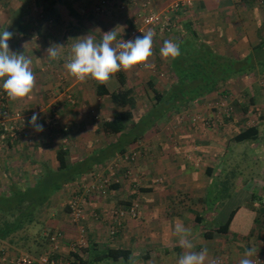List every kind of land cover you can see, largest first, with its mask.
<instances>
[{
  "label": "crops",
  "instance_id": "crops-1",
  "mask_svg": "<svg viewBox=\"0 0 264 264\" xmlns=\"http://www.w3.org/2000/svg\"><path fill=\"white\" fill-rule=\"evenodd\" d=\"M113 1L121 11L128 8V14L123 22L131 29L125 34L123 38L125 39L137 26L136 13L145 0ZM149 1L154 10L165 14L175 0ZM37 2V0H0V32L5 29L14 32L13 38L8 41L10 50L17 54L23 53L32 60L31 67L36 81L33 91L28 96L18 99L9 98V106L11 110L20 112H31L43 106L47 118L52 117L53 107L56 118L52 119L51 128L43 122H38L43 125L42 132H37L34 126H28L13 144L0 141V195L4 196L13 194L11 188L23 191L35 186L47 172L57 171L59 149L63 150L66 163L72 167L83 162L85 158L94 156L106 146H111L118 137L104 132L101 123L84 116L88 103L93 102L92 97L88 95L89 82H81L70 76L64 67L71 55L72 45L84 39L81 32L89 33V37L97 43L101 41L103 34H99L98 26L102 24H97V21L91 22L89 18L98 14L93 10L95 5L90 8H34ZM121 5H124V8H120ZM106 9L108 16L103 17L104 27L114 28L119 21L117 18L110 19V16L116 13L110 11L112 8ZM40 11L46 14L45 18L41 19L44 14L38 15ZM168 15L170 29L153 31L155 35L152 47L154 59H152L155 63L170 61L175 76L177 72L173 62L176 58L165 59L161 56L160 49L165 41H173L179 44L181 51L190 31L196 33L198 43L225 59L239 61L250 55L255 61L259 60L256 53L264 50L260 47L264 43V0H191V5ZM53 45H62L61 58L58 60H51L48 57L46 50ZM149 59L147 65L150 64ZM152 66L150 64L148 67L152 75L157 76L158 70ZM258 66L256 64V67ZM127 71L129 70H121L122 75L127 77ZM240 75L243 74L232 76ZM148 77L156 90L163 93L154 84L153 76L148 75ZM132 80L138 84L137 87L142 86L143 81L139 74ZM93 82L97 83L95 80ZM175 83L165 89L166 92L176 85ZM104 85L110 92L121 87L114 74ZM93 92L97 97L104 96L96 93V85ZM67 95H71L74 101L80 99L79 104L71 103ZM190 105L192 103L183 104L178 109H185ZM139 117L133 116L132 121H137ZM104 118L106 120L112 117ZM200 121L199 118L189 116L159 118L154 124H172L176 127V133L169 130L168 133L160 131L157 133L151 127L136 141L128 143L121 153L116 152L113 157L106 158L98 164L94 163L84 170L80 169L71 181L61 183L55 193L42 203L40 208L45 211L44 216L42 217V211L35 213L36 218L41 220V226L37 230L27 231L26 234L15 230L6 237L0 235V264H7L19 254L36 257L44 250L46 238L41 246L35 245L33 240L43 230L46 232L47 229L54 227L64 233V242L59 255L71 257L68 250L69 243L77 233L74 228H68L66 222L60 221L62 215L66 220V214L69 216L66 211L59 212L62 208L58 209L56 220L55 217L51 218V215H55L52 211L55 207L51 206L57 204V196L64 192V187L80 188L83 180L87 183L94 178L91 174L98 167L102 168L105 163V169L110 171L109 174L115 173L116 168H110V165L116 167L117 157L120 155L130 157L134 153L132 151H136L138 155L136 165L131 166L128 157L122 165L128 169L127 172L131 171L132 177L134 175L132 180L140 183L138 192L135 190L131 192L128 188L129 184L116 180L117 182L110 184L109 191L105 190L107 197L96 194L90 202L84 203L85 210L92 214L90 222L88 223V219L86 221L88 225L85 227L89 240L93 238L89 243L92 247L90 251L95 252L92 256L107 247H112L129 250V257L126 261L119 260V262L95 259V264L120 262L121 264H177L179 256L185 251L180 248L179 239L174 234V226L177 222H182L191 230L189 239L195 244L194 251L199 252L204 248L208 250L205 264L213 261L215 264H239L245 252L250 249L254 250L251 259L256 256L264 257V195L259 200L257 196L259 193L264 194V177L258 175L256 177L254 174H246L242 177L240 176L242 171H239V176H233L228 180L234 181L233 187H228L227 192H221L222 185L227 181L225 174L236 168L228 165L229 158L240 154L233 155L230 141L223 142L221 139L226 135L225 120L219 119L216 120L217 122L213 120L217 126L216 133L211 131L209 124L208 128L204 129ZM132 123H127L126 130ZM233 123L235 124L236 120ZM252 126L257 127L259 138L242 141L250 146L246 151L249 155L256 150L258 142H260L258 147L264 152V135L261 133L259 121L243 127ZM243 127L235 132L231 139L244 129ZM97 139L103 141L102 146L93 150L85 149L88 145L93 146V141ZM138 143L139 145H136ZM252 155L256 166L255 172L263 173L264 159L258 166L257 157L255 154ZM113 161L115 163L111 164ZM116 174H120V171H116ZM213 188L218 192L211 193ZM116 193L120 195L116 196ZM78 194L81 195L83 192L77 191L72 197H77ZM127 195L128 197H125ZM132 203L138 204L141 211L139 217L123 218L116 235L109 236L108 224L111 220L109 211L112 208L130 206ZM93 213L96 214V218L93 217ZM227 221L226 230L220 228ZM41 237L43 238L44 235ZM26 238H29V242ZM29 244L31 247L27 246ZM88 250L89 248L81 252L86 254ZM217 258L223 260L216 262Z\"/></svg>",
  "mask_w": 264,
  "mask_h": 264
},
{
  "label": "rangeland",
  "instance_id": "rangeland-1",
  "mask_svg": "<svg viewBox=\"0 0 264 264\" xmlns=\"http://www.w3.org/2000/svg\"><path fill=\"white\" fill-rule=\"evenodd\" d=\"M37 1L38 2L35 3L36 6L34 8H90L93 6V4L97 5L101 0H53L52 2L50 0H41V1L37 0ZM96 2L97 4H95ZM113 2H114L113 0H106V4L103 6L105 10L102 13H98L96 15L90 16L89 18L91 22L97 21V24H102L98 26L99 34H103L104 32L114 29L118 33L117 40L114 41V44H116L119 43L126 36L125 34H127V32L131 28H127L123 22L125 21L126 15L128 14V10H127L128 8L125 11H121L118 8L117 3L113 4ZM106 8H112L110 11L111 12L114 11V13H116L110 16V19L111 17L113 19L117 18V20L119 21L117 22L118 24L114 28H108L110 26L104 27L105 23L103 22L104 19L103 17L106 18L108 16L107 14L108 9ZM41 14H44V16L42 15L43 16L42 18L40 17L41 19L46 17V14L44 12L42 11L38 12V15ZM81 36L85 38V36H89V33L83 31L81 32ZM152 58L153 56L151 57V59H149V63L153 65L152 68L154 69L156 68L158 70L157 76L152 75L151 69L148 67L150 64H148V66H145L144 64H140V66L136 65L132 69L126 72L127 77L124 75L125 76L124 78L126 80L125 82L126 86L132 90V96L135 98V102H134L135 104L131 108L134 117H138L143 114L149 113V111H151L155 106L154 105L155 97L153 92L155 86L153 85L154 87H151V85L147 83L149 81L148 75L153 76L154 84L163 93L166 92L165 89H168L169 86H171L178 80V77L175 76V73H173L174 71L171 68V64H169L170 61L167 62V60H163L162 62L155 63V61L153 60L154 58L153 59ZM263 69L264 68L260 66L254 67L247 74L234 76V77L232 76L231 78L225 80V82L219 81L213 91L205 92L201 97H199L198 99H194L191 102H189L188 100H181L179 102L174 101L171 104L167 106L164 105L162 107L163 108L161 111L162 115L160 116V118L170 119V118H179L183 116H189L191 118H199L201 120L200 122L203 123V125L202 124L200 125L204 129H206L208 128V124H209L210 125L209 128L211 129V131H213V133H216L215 131L217 128L215 124V122H217L216 120L220 119V120H225L227 122V124L224 126L226 135L224 138L221 137V139L223 142L230 141L231 144L230 146L231 148H233L231 150L233 155L235 153L240 155L237 157L230 156L229 158L230 162H228L229 163L228 165L230 167L236 166V168L225 174V176H227V181L225 185H222L223 187L221 188V192H227L228 187H233L232 185L234 181L232 180L228 181V180L233 176L234 177L239 176V171H242V173L240 174V176L242 177L245 176L246 174H251V175L254 174L256 177L257 175L259 177H264V172L259 174H257L258 172H255L256 169V166L254 164L255 162L253 157H251L252 153H254L255 156L257 157V165L258 166L261 165L260 162L261 160L264 159V152L263 150H261V148L258 147L260 146V142H258L259 144L257 145L256 150H254L251 153V155H249L248 153H246V151H248L250 146L246 145V142L235 143L233 139H231L233 134L237 132L242 127V125L244 126L256 121H259L261 133L264 135V70ZM119 73H121V71L114 74L118 82H119L118 80ZM137 74L140 75V79L141 81H143L141 84L142 86L139 85L138 87H137L138 84L134 83V81L132 80V78ZM158 75L159 76L162 75V76L158 77ZM93 80L94 79L91 78L85 80L86 82H89L87 88L88 91L90 92L88 93V95L92 97V101H93L92 103H88L89 104L87 106L88 108L86 109V113L84 114L86 118L90 117V119H92L94 122L101 123L102 120L105 119L104 117L109 116V118L111 117L114 118L115 115L120 110L128 108V107L122 108L115 105L114 103H112L109 96L107 95L101 97L95 96L93 89L97 83L95 84ZM184 91L187 92L185 95V98H187L189 95L188 94L189 89L188 90L184 89ZM79 100H77L78 101L77 102L75 99L74 103L78 105ZM191 103L192 105L186 107L185 109H181V110L178 109L180 104H191ZM100 107L102 108L101 110ZM243 108H246V112L243 111L244 110ZM103 110H105L106 112L104 113ZM213 120L215 122H213ZM234 120H236L235 124L233 123ZM238 123L240 125H238ZM100 126L102 127L101 124ZM152 129L156 130L157 133H159V131L163 133L164 132L168 133V130L173 131L175 133L177 131L176 127L173 126L172 124H160V125L154 124L152 126ZM113 135L114 134H112V136ZM173 137L176 139V136L173 135ZM102 144L103 141L97 139L96 141H93V146L88 145L87 148L85 147V149L90 150L92 148L91 150H93L95 148H98L99 146H102ZM136 145H139V143ZM132 152L134 153L130 157L129 156L128 157L130 158L131 166H134V164L136 165L138 161L137 158L138 155L136 151H132ZM254 154L252 156H254ZM117 159H118V161H116L117 165L114 168H116L115 169L116 171H120V174H116V171L115 173H111L112 175L109 174L110 171L105 169L106 166L105 163L102 168L98 167L97 170L91 174V177L94 176V178L90 179L87 183L83 180L80 188L64 187V192L62 194L59 193L60 196H57V200H58L57 204L51 206V207H55V209L52 210L55 215L52 216L50 214L51 218L55 217V220L57 219L56 215L59 208H62L59 210V212L61 211L63 213V211H66L67 213H69L67 211L68 209L66 204L71 199L73 194H75V192L77 191L83 192V194L81 195L78 194V197L84 196V198L86 199L83 202V208H84V203L90 202V199L93 198L94 195L96 194H98L99 196L101 195V197H107L105 190L109 191L110 184L117 182L118 180H121L120 181L121 183L124 182L126 184H129L128 188L130 189L131 192L133 190L138 192L140 183L132 180L134 175L132 177L131 171L129 174H127L128 169L125 167V165H122L123 161H125L126 159L121 156L117 157ZM235 161H237L236 165H234ZM251 172H255V173H251ZM125 174L129 175L130 177H128ZM93 181L96 182L92 183ZM95 184L99 186L97 187L98 189L91 188V185H95ZM44 189H45L44 183L40 182L38 187L31 190L30 198L32 199L37 198L38 196L37 193L43 191ZM56 190L57 189H55L52 192V194H54ZM213 192L217 193L218 190L216 188H213L211 193ZM117 194L120 195L119 193H116L115 195L117 196ZM263 195L264 194L262 193L257 194L258 200ZM125 197H128V195ZM59 203H61L62 205L61 204L59 205ZM35 211H37V208L35 209ZM40 212L43 217L45 211H43L42 208H39V213ZM84 212H85V218L83 220L74 222L67 214H66L67 216V220H66V218H64V216L61 214L62 218L60 221L66 222L68 224V228L70 229L74 228L75 232L77 233L79 230V226L86 227V225H88V223L90 222V216H92V214L90 215L88 213V210H85V208H84ZM30 217H31L30 220H27V224H24V226L21 229H18L17 230L18 232L20 233L25 232L26 234L27 231L30 232L33 230H37L38 227L41 226L40 224L41 220L36 218L35 214H33V217L32 215ZM86 221H88V223H86ZM44 232L45 230H43L40 235L41 236L44 235L45 238ZM40 235L38 234V236L33 240V243H35V245H38V242L42 240ZM87 235H88V231H87ZM26 239L29 242V238ZM92 239L93 238H90V240ZM90 240L88 237V247H86V249L89 248V250L87 251V253L83 254L81 252V256H85V258L91 257L95 253L93 250L90 251V247H91L89 246V243H91ZM27 246L31 247L30 244ZM27 246H23V247H27Z\"/></svg>",
  "mask_w": 264,
  "mask_h": 264
},
{
  "label": "trees",
  "instance_id": "trees-1",
  "mask_svg": "<svg viewBox=\"0 0 264 264\" xmlns=\"http://www.w3.org/2000/svg\"><path fill=\"white\" fill-rule=\"evenodd\" d=\"M264 43L261 49H264ZM182 54L173 62V67L177 72V83L168 92L161 93L155 88L153 89L155 97V106L149 113L141 115L137 121L133 120V112L131 108L134 106L135 98L132 96V90L126 86L124 76L119 73L118 80L121 85L117 90L109 91L104 84L97 82L96 93L98 95L109 96L112 103L119 107H128L120 110L114 118L104 119L101 122L102 129L108 134L117 135V139L111 146H106L98 151L94 156L85 158L83 162L69 166L66 163L64 152L59 149L57 152L58 170L47 172L46 175L35 186L26 188L25 190H17L11 188L12 195H0V235L6 237L10 232L21 229L30 216L39 212L42 203L47 200L49 196L61 183L71 181L74 175L89 168L94 163H100L104 159L113 157L116 152L121 153L128 143L136 141L145 131L154 125V122L160 118L162 107L169 105L172 102H179L181 100H188L191 102L198 99L205 92L213 91L217 83L225 82L231 78L233 74H247L250 70L258 64L264 68V50L261 53H256L259 60H253L252 56L248 55L239 61L225 59L213 54L207 47L202 46L197 42V35L194 31L189 32V37L185 40L181 47ZM151 87L153 83L148 82ZM189 89L188 97L185 98ZM183 97V98H182ZM186 101V102H188ZM252 101V99H251ZM183 102V103H186ZM183 104H180L182 106ZM246 112V108H243ZM133 122L128 130L127 123ZM243 127V125H242ZM244 128V127H243ZM259 138V131L256 126L242 129L233 140L242 142L247 140H257ZM119 151V152H118ZM83 172V171H82ZM40 182L44 183V190L38 192L37 198H30L31 190L38 187ZM37 208V211L35 209ZM228 221L220 228L223 230L227 228ZM38 242L41 246L42 241ZM86 250V248H83ZM129 250L123 248H106L92 257L84 258L77 256L78 263L75 260L73 264H95L96 260H109L111 262L126 261L129 257ZM96 259V260H95ZM121 264V262L119 263Z\"/></svg>",
  "mask_w": 264,
  "mask_h": 264
},
{
  "label": "clouds",
  "instance_id": "clouds-1",
  "mask_svg": "<svg viewBox=\"0 0 264 264\" xmlns=\"http://www.w3.org/2000/svg\"><path fill=\"white\" fill-rule=\"evenodd\" d=\"M118 33L113 29L104 32L100 42H95L92 37L85 36L71 47V55L65 62L64 67L68 74L83 82L89 78L101 84L109 81L111 76L121 70H130L139 64L147 65L148 59L153 55L152 30L137 36L134 40L123 39L114 44ZM14 36V32L3 30L0 32V80L3 81L2 88L10 99L24 98L28 96L35 87V75L32 71V60L23 53L17 54L10 50L8 41ZM60 46L53 45L46 51L49 59L61 58ZM160 54L165 59H173L181 55L179 44L173 41H165L160 49ZM38 114L34 113L29 124L34 126L37 132H42L43 125L37 123ZM174 234L179 239L180 248L185 251L179 256L177 264H205L208 259L206 248L197 252L193 249L195 244L189 239L191 230L186 228L182 222L174 226ZM254 250H247L244 258L239 264H255L251 259ZM215 264V262H210Z\"/></svg>",
  "mask_w": 264,
  "mask_h": 264
},
{
  "label": "built area",
  "instance_id": "built-area-1",
  "mask_svg": "<svg viewBox=\"0 0 264 264\" xmlns=\"http://www.w3.org/2000/svg\"><path fill=\"white\" fill-rule=\"evenodd\" d=\"M106 4V0H101L97 5L94 6L93 10L96 13H102L104 11L103 6ZM191 5V0H175L168 7L166 13L159 12L153 9V6L149 0H145L142 2L140 6V10L136 13V22L137 26L133 28L128 37L123 39L134 40L137 36L142 34L147 30H169L168 20L170 16L168 14L174 13L180 8L187 7ZM120 8H124V5H121ZM168 13V14H167ZM3 81L0 80V141L3 143H15L21 135L24 133V129L28 126H32L29 124L31 117L34 113L38 114V122H43L47 127L51 128L53 126V118H56V112H54V108H51L52 117L47 118L45 116V108L43 106H39L36 110L31 112H20L13 111L9 106V97L4 92L2 88ZM68 100L71 103H74V100L71 95H67ZM127 159L128 155L123 156ZM129 158V157H128ZM132 158V157H131ZM113 161L111 164H114ZM110 168H114L111 167ZM129 172H127L128 174ZM126 174V175H127ZM96 184L91 185V188L98 189ZM85 198L84 196L72 197L67 205V209L69 212V216L72 221L77 222L79 220H83L85 218V212L83 208V202ZM264 203V201H263ZM111 214V220L108 224V233L109 236L114 237L119 230L121 222L123 218L130 217L136 219L139 217L141 211L137 203H132L127 207H118L112 208L109 211ZM93 217L96 218V214L93 213ZM46 245L44 250L39 253L36 257L31 256L29 254H19L8 261L7 264H73L72 262L75 260L76 263L77 256H81V251L83 248L88 247V235L85 226H79V230L77 232L76 237L69 243V252L71 253V257L61 256L60 249L62 243L64 242V233L59 228H52L45 232ZM77 255V256H76ZM223 259L217 258L216 262H221ZM255 264H260L264 262L263 256H256L254 259Z\"/></svg>",
  "mask_w": 264,
  "mask_h": 264
}]
</instances>
